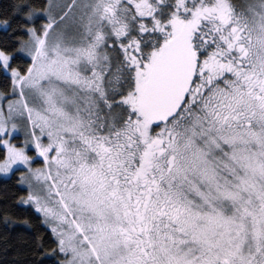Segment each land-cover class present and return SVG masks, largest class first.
<instances>
[{"label": "snow or ice", "instance_id": "6c2138e0", "mask_svg": "<svg viewBox=\"0 0 264 264\" xmlns=\"http://www.w3.org/2000/svg\"><path fill=\"white\" fill-rule=\"evenodd\" d=\"M0 176L14 264H264V0L0 6Z\"/></svg>", "mask_w": 264, "mask_h": 264}, {"label": "trees", "instance_id": "16d2710c", "mask_svg": "<svg viewBox=\"0 0 264 264\" xmlns=\"http://www.w3.org/2000/svg\"><path fill=\"white\" fill-rule=\"evenodd\" d=\"M10 0H0V6L9 3ZM20 187L16 185L15 180L0 178V264H14L15 257L13 251L9 249L5 251V236L7 240L14 244H19L20 239L25 236L31 242V238L36 231L45 232V227L40 224L39 214L32 207L19 204L15 200V194H18ZM7 211L16 221L11 229H6L2 214ZM24 219H28L32 227H28L21 223ZM21 249L25 245L19 244Z\"/></svg>", "mask_w": 264, "mask_h": 264}, {"label": "rangeland", "instance_id": "374dc122", "mask_svg": "<svg viewBox=\"0 0 264 264\" xmlns=\"http://www.w3.org/2000/svg\"><path fill=\"white\" fill-rule=\"evenodd\" d=\"M0 178H6V177H3V176H0ZM24 206H29V207H31L30 205H24ZM34 210V209H33ZM35 211V210H34Z\"/></svg>", "mask_w": 264, "mask_h": 264}]
</instances>
